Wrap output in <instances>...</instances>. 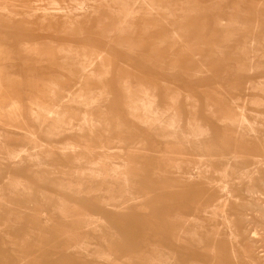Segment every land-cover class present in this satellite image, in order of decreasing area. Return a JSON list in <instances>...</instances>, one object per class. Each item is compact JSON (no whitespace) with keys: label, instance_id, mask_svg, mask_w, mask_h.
<instances>
[{"label":"rangeland","instance_id":"374dc122","mask_svg":"<svg viewBox=\"0 0 264 264\" xmlns=\"http://www.w3.org/2000/svg\"><path fill=\"white\" fill-rule=\"evenodd\" d=\"M100 1L99 6L83 0L87 9L80 27L61 30L47 22L40 28L36 17L29 18V9L15 10L9 0H0L6 9L0 14L1 141L9 151L24 148L28 153L34 151V138L44 145L38 152L39 166L31 162L0 168V196L20 216L18 221L17 216L0 211V264H106L65 252L73 247L69 238L76 233L103 247L99 231L80 223L76 232L77 223L68 221H82V209L76 205L97 214L101 210L97 204L107 195L75 205L74 194L61 181L77 170L75 158H83L84 164L108 154L97 148L101 142L121 149L111 155L115 165L127 159L129 149H145L141 184L169 213L166 217L153 208L143 211L147 202H139L128 219L104 215L119 237L111 243L107 264H122L127 258L128 264H142L140 258H153L150 247L143 252L138 246L145 232L172 248L173 221L185 218L201 226L204 244L195 245L179 235L185 246L176 249L181 264H264V0H127L137 10L150 11L152 18L139 11L117 25L107 7L112 0ZM39 4L45 6L46 0ZM23 35L40 42L12 47V41L20 44ZM88 41L94 45H87ZM28 52L32 54L27 58ZM62 62L70 71L61 68ZM90 64L94 73L101 71L100 65L106 66L108 75L99 73V81L83 76L81 67ZM14 69L32 78L27 87L11 78ZM28 84L32 96L23 95ZM78 96L94 99L87 115L96 118L103 113L105 120L100 121L109 129L96 125L92 138L87 129L77 130L82 122ZM138 100L152 103L149 107L159 113L172 100L182 128L187 121L202 131L208 126L212 135L203 132L199 139L211 146L208 164L198 169L200 153L182 145L166 155L178 163L179 174L166 166L161 170L169 173L158 175L154 168L163 152L170 151L171 142L162 140L158 122L145 123ZM46 105L55 106L56 115L44 119L40 106ZM239 109L255 134L224 121L237 118ZM104 112L116 114L123 127L118 128ZM168 115L164 113L162 119ZM66 142L77 147L74 152L63 153ZM191 173L194 181L188 179ZM62 197L69 201L65 206ZM215 207L231 224L211 215ZM33 214L40 217V229L30 231L25 220H33Z\"/></svg>","mask_w":264,"mask_h":264},{"label":"bare ground","instance_id":"6f19581e","mask_svg":"<svg viewBox=\"0 0 264 264\" xmlns=\"http://www.w3.org/2000/svg\"><path fill=\"white\" fill-rule=\"evenodd\" d=\"M40 1L41 0H27V1L24 0V2H22L19 0H9V2L11 3V5L15 10L29 9L28 12L29 18L36 17L38 19V25L40 28H42V26L46 22L49 23L50 26H54L55 28L61 30L69 29L72 26L80 27L82 18H85L84 16L87 8L86 5H84L83 0H68L69 1L68 3L63 1L58 2L57 0H46V5L43 7L39 4ZM93 2L94 4L97 5L99 4V6L102 5L101 3L102 1L99 2V0H93ZM112 3L113 5L107 6L108 5L107 4L106 6L110 9V14L114 15V17L117 18L116 25L124 24L130 21V19L134 18L135 15L140 13L139 11H142L141 13L144 16L147 17L148 15L150 16V18H152V13H150L149 10H148L149 12H145L146 11L145 8H141V7L139 8V10H137V8L135 7V3H129L127 2V0H112ZM150 10L152 11L153 9L150 8ZM5 11H6L5 7L0 5V14H2ZM38 15L40 17H37ZM32 52L26 53L27 55L26 57L27 58L30 57ZM61 66L62 69L70 71V67L66 64V62H62ZM91 67H93V64H90L87 68L85 66L81 67L83 76L90 75L92 78L99 81L101 78V74L108 75V73L106 72L108 69L104 65L103 66L100 65L101 71L98 73H94L93 71H91ZM261 89L264 90V87H261ZM49 92H51V90ZM81 97L82 96H78L79 99L78 106L80 107H78L77 109L79 111L82 110V122L81 125H76L77 130L81 131L84 128L87 129V136L89 138H92L94 137V130L97 127L96 125H100L99 127L101 128L109 129V126H106V124L100 121V120L102 121L105 120L103 113H100L101 115L99 114L96 118H94L92 115L91 117L87 115L88 108H91V105L94 103V99L93 98L81 99ZM151 99L156 100V97L153 96ZM138 102H140L141 104L140 109L143 112L145 123L158 122L159 123L158 132L161 134L162 140H165L169 143L171 142L170 151L163 152L162 159L160 161H157L156 167L154 168V171L159 172L158 175L164 176L166 173H169L166 170H161L166 168V166L167 167L171 166L176 168L177 171L175 173L179 174L178 163L168 159L166 155L172 154L173 152L171 150L177 149V147H180L182 145L187 146V148L191 152L200 153V155L197 157L198 158L197 163L201 166H199L198 169L203 167L202 166L203 163L207 162L206 164H208V158L211 153V146L204 145L199 140L203 132L206 135L209 136L212 135V131L208 126H205L206 128L204 129V131H202L203 128H201L198 124L187 121L186 128L185 129L182 128L180 124L181 115L177 111H175L172 100H170L166 110L161 113L152 110L149 107L152 103L148 104L147 103L148 101L145 102L143 100L142 101L138 100L137 103ZM73 103L74 102H72L71 104ZM40 108L43 111L44 119L56 115L55 106L46 105V106H40ZM135 109H139V108H135ZM239 110L241 112L237 118L225 119L224 121H227L231 126L237 129H243L244 132H246L249 135L255 134V129L253 127V124L250 123L245 118L242 109ZM164 113L169 114L165 121L164 119H162ZM104 114L106 113L104 112ZM115 115L113 113L106 114L107 117L113 118L116 121L115 123L118 128L123 127V124ZM61 117L64 118L65 116L62 115ZM88 120H91V123H87ZM94 120L97 121L95 122ZM1 140H2V135H0V168L9 165L21 167L31 162L33 163L35 162L36 165L38 166L40 165L38 152H41L44 149V145L36 141L35 138H34L35 142L33 148L34 151L31 153L30 152L28 153V151L25 150L24 148L18 149L16 151H9ZM115 144H119V142H115ZM76 148L77 147L73 143L66 142L62 148V151L63 153H65L66 151L74 152ZM97 148L99 149L100 152L102 153L107 152L108 154H106L104 157H98L97 159L89 161L84 164L82 163L83 158H75L74 161L78 166L77 170L70 177L63 178L61 181L63 184L68 186V187L66 186L68 191H71L74 194L73 199L75 200L74 201L75 205L78 204L80 201L87 202L90 200V198H94V197H97L98 199L105 198V196L107 195V199H105V201H99V204H97L101 209L97 214L91 213L85 207L76 205V207L82 209L81 210L82 213L80 214V217H82L83 219L81 221L71 218L70 219L71 221H68L72 225L77 223L78 228L74 230L76 232L81 229L80 223H83L84 228L91 227L94 229V231H99L100 235L98 237V241L103 242L102 245L103 247H101V245L98 242L96 243L91 242L89 238L80 239L79 234L76 233L71 235V237L69 238L70 241H72L74 244L73 247L67 249L65 253L68 255H72L73 257L75 256V258L81 255L83 256V259H85L86 261H90L91 259H93L95 261L97 260L98 262L107 264L111 262V258H110L111 243L115 238H119V237L115 233H113L112 230L109 228V226L106 224V220L105 218H103L104 215L110 214L111 217H116L121 220L128 219L131 217L129 213L130 209L136 206L139 202L148 203L142 205L143 211H150L153 208L154 213L158 212V214H162V212H164L163 216L165 215L166 217H168L169 213L167 211L162 210L160 208L161 204H159L158 202L155 203L151 198V196L147 194L148 192L143 189L142 184L144 182L143 181L144 175H143L142 166H143V161L147 159L146 151L144 148L138 149L134 147L129 149L127 154L128 155L127 159L122 161L119 165H115L114 163L111 162L112 160L111 155L113 154V152H115V150L121 153L122 152L121 149L115 147L108 148L105 144H103V142H101L100 145L97 146ZM2 149L6 150L5 154L1 152ZM193 175L194 173L190 174V176L188 177L189 181H194ZM16 183H24V182L16 181ZM137 185H139L140 187H136ZM15 186L16 185L12 184L11 187L12 192L16 190ZM85 186H88V188L84 189ZM85 191H87V193L83 195ZM60 201L63 204V206H65L69 202L66 200L65 197H62ZM3 210H6L8 215L10 216H17L18 217L17 220L20 221L19 219L20 216L17 210L11 205V203H9L2 196H0V211ZM216 210L217 208L215 207L211 211V215L213 216L219 215L217 214ZM63 214H65V212H63ZM219 216L222 219L221 221L225 223H230V221L227 219L223 211ZM31 218L33 219L31 221L25 220L26 225L27 224L30 225V231H32L31 229H33L36 226H38L40 229V225H39L40 217L36 214H33ZM66 219L68 220L69 218L66 217ZM67 220L65 222H67ZM173 224H174L173 225L174 235H172L171 243H170L172 244L171 245L172 248L166 246L167 244L164 245L163 242L161 243L157 239L156 240L153 239L150 233L148 232H145L144 236L140 238V244L138 246H143L142 251L147 252L146 249L150 247V253L154 255V257L151 259L149 258L151 255L140 258L142 264H181L180 262L181 260L179 259L180 256L178 255L179 252L177 250L178 249L183 250L185 249V246L181 245L179 235H184L187 241H191L195 245L201 246L204 244V240H203L204 238L199 234L201 230V226L197 222L193 221L192 219L185 218L182 220H174ZM231 228L232 226H230V229ZM230 231L231 230H229V232ZM232 234L233 233L231 231V238H232ZM161 252L163 256L160 255ZM231 255H234L233 251L231 252ZM129 261L130 259L127 258L122 262V264H128Z\"/></svg>","mask_w":264,"mask_h":264},{"label":"crops","instance_id":"0c3cea01","mask_svg":"<svg viewBox=\"0 0 264 264\" xmlns=\"http://www.w3.org/2000/svg\"><path fill=\"white\" fill-rule=\"evenodd\" d=\"M19 42H20V44H15V41H12V47H17V46H20V45L38 44L40 42V40L39 41L38 40H27V38H25V36L23 35L22 40H20ZM86 44L89 45V46L92 45V44L94 45V41H88ZM10 74H12L11 75V78L13 80L22 81L24 87H27V84L26 83H28V81H31L32 80V78H28V76L26 74H24L23 72H21V70L16 71L14 69ZM28 86H29V84H28ZM30 89H32V88H30V86H29V88H27L24 91L23 95L24 96H32L33 93H32V90H30ZM33 92L35 94H38L39 93V92H35V91H33ZM21 96H22V94H21Z\"/></svg>","mask_w":264,"mask_h":264}]
</instances>
